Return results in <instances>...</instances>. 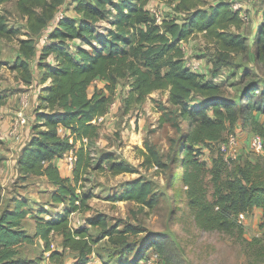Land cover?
I'll return each mask as SVG.
<instances>
[{
    "label": "trees",
    "instance_id": "trees-1",
    "mask_svg": "<svg viewBox=\"0 0 264 264\" xmlns=\"http://www.w3.org/2000/svg\"><path fill=\"white\" fill-rule=\"evenodd\" d=\"M8 1L0 0V38L26 35L19 37L20 56L13 68L26 84H32L35 75L30 61L38 56L42 82L49 81L41 89L32 133L19 154L17 168L24 178L46 176L54 186L53 203L64 207L54 218L39 217L31 235L22 225L30 212L27 200L15 198L7 204L0 213V264L15 262L17 245L33 242L35 237L43 239L45 251L52 250L55 255L51 247L55 233L63 236L64 248L77 254L73 264H87L102 236H109L123 252H133L128 238L143 230L138 225L125 223L120 228V223L111 224L103 212L89 216L79 227L71 225L74 212L91 208L90 195L79 189L94 168L93 144L100 134L97 119L108 112L111 94L125 77L130 79L128 108L145 102L154 91L169 90L167 103L158 101L157 107L160 125L169 123L182 131L174 140L175 157L166 161L158 147L146 140L141 149L143 164L173 170L170 180L183 182L197 224L205 230L243 232L240 216L260 208L264 225V156L244 161L227 159L218 146L210 169L200 158L202 144L219 145L238 122L264 136V121L258 116L264 113V85L251 80L241 94L232 95L222 82L206 79L203 72L189 67L182 46V42L202 33L216 50L217 65L233 63L234 54L246 52L250 45V39L240 31V7L232 0H176L174 9L182 17L165 15L157 21L148 8L152 0H70L77 17L64 14L56 20L57 10L67 0H16L19 13L26 18L27 29L22 33L10 26L2 10ZM256 25L258 54L264 58V21ZM46 31L48 40L39 47L38 38ZM67 41L77 42L74 51ZM3 64L0 60V78ZM99 77L107 80L109 95L99 88L89 93ZM199 97V103H191ZM6 102L7 97L0 95V109ZM180 119L187 121V129L180 126ZM70 151L76 158L73 177L63 175L54 162ZM173 165L180 170L177 179ZM111 169L116 174L136 171L134 165L123 161L111 163ZM2 191L0 182V201ZM114 198L150 207L159 203L153 181L143 176L127 181ZM89 226L100 228L102 236H94ZM152 246L161 243L151 239L147 247ZM145 254L142 250L133 258L119 256L115 264H139Z\"/></svg>",
    "mask_w": 264,
    "mask_h": 264
},
{
    "label": "rangeland",
    "instance_id": "rangeland-1",
    "mask_svg": "<svg viewBox=\"0 0 264 264\" xmlns=\"http://www.w3.org/2000/svg\"><path fill=\"white\" fill-rule=\"evenodd\" d=\"M232 1L235 7L242 9L243 23L240 31L250 39L249 49L246 52L235 53L233 63L217 65L215 63L216 50L202 33L182 42V46L185 49L186 64L192 65L197 62L199 65L196 71L203 72L206 79L222 82L227 92L234 95L241 94L243 87L251 80L259 81L261 85H264V58L258 54L260 52L259 27L256 25L264 21V0ZM150 3L162 17L165 15L182 17V13L178 14L174 9L176 0H152ZM2 10L6 13L10 26L17 27L22 33L26 31V18L19 13L16 0H10L3 4ZM56 13L57 16L65 14L77 17L70 0L59 7ZM102 24L109 25L106 21H103ZM19 37H26V35L19 34L12 38H0V58H4L3 66L6 65L4 66L5 72L1 77L3 80H0V93L17 94V105H21L20 110L25 113L23 115H27L33 122L38 100L35 104L32 102V93L24 96L22 100V94L26 93L18 90L17 83V79L19 76L21 78V75L18 71V74L17 72L13 73L12 63L14 53L19 45ZM47 40L46 31L38 38V46L41 47ZM67 43L68 48L74 51L77 42L67 41ZM31 66L35 72L33 89L38 90L44 84L42 82L43 72L37 61L32 62ZM129 81V77L120 79L111 94L108 112L97 119L100 125V134L93 144L94 168L87 175L88 180L85 181L84 186L79 189V192L82 191L90 195L88 201L91 208L74 212L71 215V225L79 227L87 222L89 216L103 212L107 214L111 224L120 223L119 227L123 228L125 223H129L138 225L143 230L139 233L129 234L128 239L133 252L125 253L122 246L110 242L109 236H102L100 228L89 226L94 236L102 237L96 243L95 252L90 256L87 264H115L119 256L133 258L142 250H146V254L139 264H147L146 260L149 258L156 264H264L262 213L252 211L242 214L240 218L244 223L243 232L225 233L219 230L202 229L197 224L194 213L188 205L183 182L170 180L173 170H160L143 164L141 149L144 148L146 140L154 143L164 159L170 161L172 156L175 157L174 149L177 148L174 140L176 141L180 137L182 131L169 123L159 124L161 112L157 107L158 101L167 103L169 90L154 91L145 102L128 108L126 97L129 94ZM106 83L107 80L97 78L90 86L89 93L92 94L96 88H99L109 95L110 91L105 88ZM40 93L41 90L39 95ZM193 100L191 103H199L201 98ZM22 108L26 110H22ZM3 109L4 111H2ZM8 116L10 117L8 118ZM18 117L14 113L10 114L7 108L0 109L1 138L4 137L3 135L6 137L11 135L12 127L6 131V126L9 122L13 126L14 122L19 120ZM180 126L187 129V121L180 119ZM237 127L235 125L229 131H236L240 135L241 150L237 159L242 160L243 156L249 157V155L258 159L263 157L264 151H252L247 144L253 132L251 134L246 133L247 131L242 133V128ZM26 139V135L16 138L15 141L2 138L0 143V158L2 160L0 182L3 185L0 213L7 204L13 203L15 198L26 199L30 212L23 219L22 225L29 234L34 235L37 219L39 217L54 218L57 213L62 212L64 204L53 203L51 196L54 186L46 176L31 175L24 178L20 174L17 168L18 153L22 150ZM70 152L62 158L67 159ZM218 153L217 142L202 144L200 158L206 161V165L210 169ZM120 161L134 165L136 171L114 173L111 163ZM67 162L59 160L60 166H58L61 167L63 175L67 176V173L71 172V177H73L74 167L70 165L69 167ZM173 167L177 170V166L173 165ZM179 174L180 170H177L176 179ZM140 176L154 183L155 193L159 197V203L155 207L142 205L136 201L114 198V195L120 193L127 181ZM210 177L211 175L207 174L209 183ZM151 239L160 242L161 246L148 248L147 242ZM17 247L18 254L12 264H73L78 259L75 252L64 248L61 233H55L52 237L51 247L57 252L53 256L52 250L45 251V241L39 237H35L33 242H23Z\"/></svg>",
    "mask_w": 264,
    "mask_h": 264
},
{
    "label": "built area",
    "instance_id": "built-area-1",
    "mask_svg": "<svg viewBox=\"0 0 264 264\" xmlns=\"http://www.w3.org/2000/svg\"><path fill=\"white\" fill-rule=\"evenodd\" d=\"M148 8L151 11V13L156 17L157 21H161L162 16L157 11V9L153 5H150V4L148 5ZM63 15L64 14L57 16L56 20L61 18ZM187 65L191 67L193 70H197L199 64L196 62V63H193L192 65L190 64H187ZM17 119L19 120L14 122L12 129H11V134L19 136V130L21 129V127L24 125L32 124V121L29 120L27 115H21ZM247 144L249 145L252 151L263 152L264 151V136L259 133L253 132V134L249 137ZM218 146H219L221 153H223L227 159H237L240 155V150H241L240 135L236 131H231L225 136V138L219 143ZM67 159H68L69 165L73 167L74 161H75V155L73 151H71L67 155ZM146 263L156 264L155 261H153L150 258L146 260Z\"/></svg>",
    "mask_w": 264,
    "mask_h": 264
},
{
    "label": "crops",
    "instance_id": "crops-1",
    "mask_svg": "<svg viewBox=\"0 0 264 264\" xmlns=\"http://www.w3.org/2000/svg\"><path fill=\"white\" fill-rule=\"evenodd\" d=\"M150 4H152V3H150ZM15 55H14V61H13V63H12V66L15 64V62H16V60H17V57L18 56H20V51H19V45H18V48L16 49V51H15V53H14ZM38 56H36L35 58H33L31 61H30V63H32V62H35V61H37L38 62ZM3 59L4 58H0V60H2L3 61ZM36 65V64H35ZM4 66H6V65H4ZM4 66H3V68L1 69V73H4L5 72V69H4ZM32 67V66H31ZM33 69V68H32ZM18 70H16V69H14L13 70V73H16ZM42 71V70H41ZM8 74H10V72L8 71ZM17 74H18V72H17ZM34 75H35V72H34ZM0 80H3L2 78H0ZM6 80V79H5ZM35 81V80H34ZM17 83H18V90L20 89V91H24L26 94H22V92H19L20 94H22V100H23V98H24V96H26L27 94H31L32 93V98H33V103L35 104L36 102H37V100H38V96H39V92H40V90H41V88L40 89H33L34 88V86H33V84L34 83H32V84H25L24 83V81L20 78V76H19V78L17 79ZM47 84H49V81H47L46 83H44V84H42V86H45V85H47ZM29 90V91H28ZM36 92V93H35ZM33 93H35V95H33ZM0 94H2V95H5L6 97H7V102H6V104L5 105H3V107L4 108H7L9 111H10V114H12V113H14L17 117L18 116H21V115H23V114H25L23 111H21L20 109H21V105L20 104H18L17 105V101H18V99L16 98V96H17V94H15V95H7V94H3V93H0ZM27 101V100H26ZM30 102H31V98H30ZM29 103V102H28ZM27 107V106H26ZM22 110H26L25 108H22ZM2 111H4V109L2 110ZM258 116H259V118L262 120V121H264V113H259L258 114ZM10 116H8V118H9ZM34 119H35V117H34ZM33 122H34V120H33ZM33 122H32V124H33ZM32 124H30V125H24V126H22L21 127V129L19 130V136H17V135H13V134H11L10 136H8V137H6V135H3L4 137H2V138H4V139H7L8 141H15L16 140V138H21V137H23L24 135H26V137H27V139H26V142H27V140L30 138V136H31V133H32ZM236 126H238L239 128H242V133H245L246 131V133H248L249 132V134H251L253 131L250 129V128H244L243 127V125L241 124V122H238L237 123V125ZM10 127H12L11 126V124H10V122L7 124V126H6V131H7V129H9ZM237 127V128H238ZM63 129V128H62ZM61 129V130H62ZM26 144V143H25ZM24 144V145H25ZM24 147V146H23ZM21 152V151H20ZM20 152L18 153V155L20 154ZM18 155H17V157H18ZM247 158H250V159H253V160H255L257 157H253L252 155H249V157H242V160L244 161L245 159H247ZM66 159V158H65ZM64 158H56L55 160H54V162L57 164V165H59L60 166V163H59V160H64L65 162H67V159L65 160ZM68 163V162H67ZM68 166H69V164H68ZM70 167V166H69ZM61 168V167H60ZM67 176H71V172L70 173H67ZM254 212H258V213H262V210L260 209V208H255V210H254ZM247 218V217H246Z\"/></svg>",
    "mask_w": 264,
    "mask_h": 264
}]
</instances>
